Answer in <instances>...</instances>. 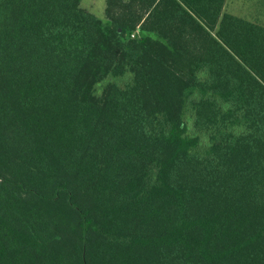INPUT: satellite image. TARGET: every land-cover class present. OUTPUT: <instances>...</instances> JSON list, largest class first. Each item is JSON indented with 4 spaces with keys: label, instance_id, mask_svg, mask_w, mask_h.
Here are the masks:
<instances>
[{
    "label": "trees",
    "instance_id": "1",
    "mask_svg": "<svg viewBox=\"0 0 264 264\" xmlns=\"http://www.w3.org/2000/svg\"><path fill=\"white\" fill-rule=\"evenodd\" d=\"M225 2L0 0V264H264V24Z\"/></svg>",
    "mask_w": 264,
    "mask_h": 264
},
{
    "label": "rangeland",
    "instance_id": "2",
    "mask_svg": "<svg viewBox=\"0 0 264 264\" xmlns=\"http://www.w3.org/2000/svg\"><path fill=\"white\" fill-rule=\"evenodd\" d=\"M105 0H80V5L95 15L103 17ZM224 10L264 24V0H226ZM127 75L108 79L123 84ZM100 91V85L96 86V92Z\"/></svg>",
    "mask_w": 264,
    "mask_h": 264
}]
</instances>
